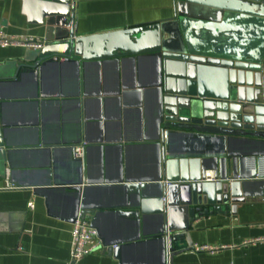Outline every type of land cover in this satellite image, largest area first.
Wrapping results in <instances>:
<instances>
[{"label": "crops", "instance_id": "obj_1", "mask_svg": "<svg viewBox=\"0 0 264 264\" xmlns=\"http://www.w3.org/2000/svg\"><path fill=\"white\" fill-rule=\"evenodd\" d=\"M178 2L75 0L76 35L167 20ZM0 29L45 40L61 34L31 23L22 0H0ZM28 50L0 47V264H69L72 228L80 218L98 230L102 249L79 264H264V240L246 243L264 238L259 179H247L246 201L235 212L198 218L190 229L194 245L172 257L160 239L163 216L149 205L142 209L160 196L156 175L159 144L165 143L164 129L158 138L154 58L84 60L73 54L13 79ZM82 144L78 160L75 148ZM170 144L176 151L185 147L178 136ZM229 153V168L247 173L245 159L263 154L264 145L234 141ZM195 245L221 248L198 251Z\"/></svg>", "mask_w": 264, "mask_h": 264}, {"label": "water", "instance_id": "obj_2", "mask_svg": "<svg viewBox=\"0 0 264 264\" xmlns=\"http://www.w3.org/2000/svg\"><path fill=\"white\" fill-rule=\"evenodd\" d=\"M22 1L31 23L61 34L28 50L13 79L73 54L156 60L158 138L163 129L166 137L159 144L160 196L142 209L149 205L163 216L160 239L169 257L194 245L190 229L198 218L235 212L246 201L247 179L264 183V153L245 159L247 173L228 166L232 142L264 145V0H179L173 18L87 36L76 35L75 0ZM2 134L0 123V146ZM176 136L184 149L171 147ZM83 212L90 210L83 206Z\"/></svg>", "mask_w": 264, "mask_h": 264}, {"label": "built area", "instance_id": "obj_3", "mask_svg": "<svg viewBox=\"0 0 264 264\" xmlns=\"http://www.w3.org/2000/svg\"><path fill=\"white\" fill-rule=\"evenodd\" d=\"M47 44V40L33 35L14 36L5 33L0 29V47H24L32 50L43 48ZM166 137V133L164 134ZM86 144H82L75 148V155L82 158L85 153ZM209 176V175H207ZM264 238L250 240L246 243H257L263 241ZM198 251L215 252L221 247L209 245H195ZM102 249V243L99 238L98 230L93 226L92 222L86 218L76 220L72 228V240L69 264H79L80 261L95 252Z\"/></svg>", "mask_w": 264, "mask_h": 264}]
</instances>
